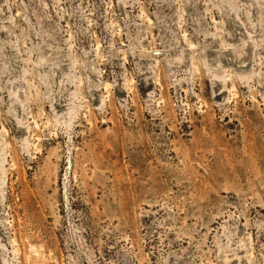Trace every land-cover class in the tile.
<instances>
[{
  "label": "rangeland",
  "instance_id": "obj_1",
  "mask_svg": "<svg viewBox=\"0 0 264 264\" xmlns=\"http://www.w3.org/2000/svg\"><path fill=\"white\" fill-rule=\"evenodd\" d=\"M38 251L264 264V0H0V264Z\"/></svg>",
  "mask_w": 264,
  "mask_h": 264
},
{
  "label": "bare ground",
  "instance_id": "obj_2",
  "mask_svg": "<svg viewBox=\"0 0 264 264\" xmlns=\"http://www.w3.org/2000/svg\"><path fill=\"white\" fill-rule=\"evenodd\" d=\"M232 46V45H231ZM234 49H235V47H233ZM203 57V56H202ZM207 62V61H206ZM174 63V62H173ZM204 64V63H203ZM208 65V64H207ZM219 66V65H218ZM225 69V68H224ZM207 70V69H206ZM223 70V69H222ZM210 71V70H209ZM206 72V71H205ZM224 72V71H223ZM226 72H227V70H226ZM210 75H211V77L212 76H214V77H216V78H223L222 79V81L224 80V78L226 77H224L223 76V74H222V72H220L219 70H215V71H212V74H209V77H210ZM239 75H241V74H239ZM242 76H244V74H242ZM241 76V77H242ZM228 77V76H227ZM244 77H246V76H244ZM229 78V77H228ZM226 81V80H225ZM107 85V84H106ZM105 85V86H106ZM234 86L232 85V88H233ZM64 123V122H63ZM15 242V241H14ZM31 248V247H30ZM37 249H39V248H37ZM33 251H35V250H33ZM39 252V251H38ZM38 252H32L33 253V257L31 258V259H29V264H48V262H47V258L45 259L41 254H40V252L38 253ZM233 256V255H232ZM234 256H235V254H234ZM236 256H237V254H236ZM235 256V257H236ZM239 258V257H238ZM226 261H227V259H226ZM53 263H54V261H53ZM227 263V262H226ZM54 264H56V262L54 263Z\"/></svg>",
  "mask_w": 264,
  "mask_h": 264
}]
</instances>
